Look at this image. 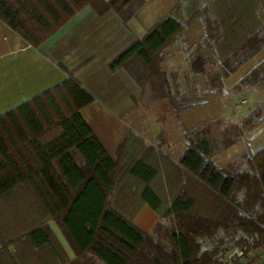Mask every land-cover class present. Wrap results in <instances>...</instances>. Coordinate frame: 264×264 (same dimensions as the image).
<instances>
[{"label":"trees","instance_id":"16d2710c","mask_svg":"<svg viewBox=\"0 0 264 264\" xmlns=\"http://www.w3.org/2000/svg\"><path fill=\"white\" fill-rule=\"evenodd\" d=\"M146 1L0 0V19L38 47L85 5L98 14L113 9L126 22ZM219 3L214 13L229 29L233 49L254 41L256 30L250 38L238 31L249 26L241 23L249 0ZM198 10L197 0H178L109 69L124 68L155 96H172L162 53L182 32L183 13L190 18ZM234 16L240 18L235 29ZM201 59L193 53L191 61L202 67ZM60 67L62 81L0 114V264H224L233 243L238 249L229 263L264 264L256 253L264 247V143L252 153L253 177L218 168L207 139L188 136L174 159L132 126L112 159L80 114L92 96ZM239 183L245 185L241 200ZM146 204L159 218L150 231L134 220Z\"/></svg>","mask_w":264,"mask_h":264},{"label":"rangeland","instance_id":"374dc122","mask_svg":"<svg viewBox=\"0 0 264 264\" xmlns=\"http://www.w3.org/2000/svg\"><path fill=\"white\" fill-rule=\"evenodd\" d=\"M153 1L164 7L163 1ZM219 2L197 0L198 12L190 18L183 13L182 32L164 49L161 65L172 96L157 97L145 84L126 117L147 143L160 144L174 159L186 148L188 136L207 139L210 157L218 168L236 177H253L252 153L264 143V0H249L250 13L241 18L249 26L241 29L240 25L238 31L244 38L255 30L258 35L235 49L229 42V29L217 22L214 12ZM163 12L162 8L156 13L157 21ZM233 19L234 29L238 28L240 18ZM193 53L202 57V67L192 63ZM244 195L245 185L239 183L235 197L241 200ZM48 226L70 247L53 220ZM230 255L224 264H231Z\"/></svg>","mask_w":264,"mask_h":264},{"label":"crops","instance_id":"0c3cea01","mask_svg":"<svg viewBox=\"0 0 264 264\" xmlns=\"http://www.w3.org/2000/svg\"><path fill=\"white\" fill-rule=\"evenodd\" d=\"M162 1L164 7L147 0L126 22L113 9L98 14L85 5L38 47L26 43L0 19V114L62 81L66 76L62 65L92 96L80 114L115 159L118 145L131 129L126 115L143 88L124 68L112 71L108 63L157 22L159 10L163 8L162 15H167L175 4V0ZM157 219L156 212L146 204L135 222L150 231ZM59 242L72 259L73 250L60 238ZM235 245H230L223 257L235 251Z\"/></svg>","mask_w":264,"mask_h":264},{"label":"built area","instance_id":"2783aa9c","mask_svg":"<svg viewBox=\"0 0 264 264\" xmlns=\"http://www.w3.org/2000/svg\"><path fill=\"white\" fill-rule=\"evenodd\" d=\"M256 253L264 260V247L258 248Z\"/></svg>","mask_w":264,"mask_h":264}]
</instances>
